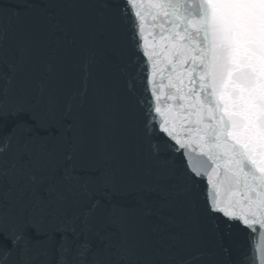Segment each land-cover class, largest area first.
<instances>
[{"label":"snow or ice","instance_id":"1","mask_svg":"<svg viewBox=\"0 0 264 264\" xmlns=\"http://www.w3.org/2000/svg\"><path fill=\"white\" fill-rule=\"evenodd\" d=\"M0 264H264V0H0Z\"/></svg>","mask_w":264,"mask_h":264},{"label":"water","instance_id":"2","mask_svg":"<svg viewBox=\"0 0 264 264\" xmlns=\"http://www.w3.org/2000/svg\"><path fill=\"white\" fill-rule=\"evenodd\" d=\"M151 23H152V21L149 19L148 24L150 25ZM146 30H147V26H146ZM156 31L158 32L159 29L157 28Z\"/></svg>","mask_w":264,"mask_h":264}]
</instances>
